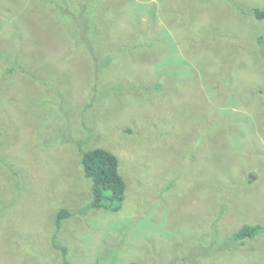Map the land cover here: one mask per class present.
Instances as JSON below:
<instances>
[{
	"label": "rangeland",
	"instance_id": "obj_1",
	"mask_svg": "<svg viewBox=\"0 0 264 264\" xmlns=\"http://www.w3.org/2000/svg\"><path fill=\"white\" fill-rule=\"evenodd\" d=\"M72 1L51 17L44 0H0V264H58L63 250L68 264H264V233L210 243L264 225V102L249 96L264 21L246 14L264 0H102L88 37L112 54L101 70L72 47ZM84 140L118 157V213H79ZM61 208L73 214L56 230Z\"/></svg>",
	"mask_w": 264,
	"mask_h": 264
},
{
	"label": "trees",
	"instance_id": "obj_2",
	"mask_svg": "<svg viewBox=\"0 0 264 264\" xmlns=\"http://www.w3.org/2000/svg\"><path fill=\"white\" fill-rule=\"evenodd\" d=\"M44 1H45V5H44L45 9L49 11L50 13L49 15L51 17L52 15L58 17L54 14L55 12L52 11V9L56 8L57 5L59 6V4H62V6L67 8L68 1L71 0H44ZM218 1L222 2L223 0H218ZM118 2H122V1L118 0ZM230 2H227L226 4L229 5L228 3ZM89 4H91L93 7L96 8L94 11H92L91 14H89V9H88ZM71 5L73 9L71 12L68 11L63 12L64 8L61 9L60 14H64V15L61 16L60 18H69L70 20L73 21V23L76 24L78 23L77 20L83 22V25H81L78 28V30H81L80 33L77 36L72 35L75 39V42L72 45L73 49L78 54L83 50L84 53H86L87 55H89L91 58L95 59L98 62L97 64L98 69L100 68L105 69L108 66L107 62L108 64L110 63V59H108V57L112 56V54H108L104 58V60H101L100 56L94 50L97 49V47H93V45H91L88 42V37L90 36V34L92 35L93 41L96 40L99 31L101 35V31H102L101 27L99 25L97 26L95 21L98 18L97 11L98 9L102 8L103 1L73 0ZM233 6H235V4ZM235 9L238 10V7ZM246 14H248L247 16H250L251 19H255L257 21H260L261 23L264 21V9L262 8L253 7ZM246 14L243 13L241 16L245 17ZM88 20L90 24L89 26L86 25ZM214 30L217 31L215 28ZM254 42H255L254 50L257 53L255 54L256 56H254L255 57L254 59L258 61V64H256L257 66L255 67L257 68V73L261 81L257 83V85L260 86H257L254 89H252L253 91L249 93V96L251 97V99L255 98V99L263 100L264 102V33L256 34L254 36ZM161 88L162 87H160V85L157 84L155 87L152 86L150 88H143V87L136 88L135 92L144 93L150 96L152 93L159 92ZM131 89L134 88L132 87ZM259 95L260 97L257 98ZM40 105L38 104V108H41L43 111L48 110L51 107L53 109V114H54V110L57 111L61 110L60 108H58V106H60L58 102H55L54 100H51L46 97L43 98V101L40 102ZM55 105H57V107H55ZM64 108L65 106L63 107V109ZM57 117L58 116L54 114V117H52L53 119L52 122H48V123H51L52 125L55 124V126L63 127L62 125H58L56 123L55 120ZM36 132H38L36 134L37 136L45 137L44 139H42L43 141L51 137V134H49L50 132H48V130L45 131L44 128H41ZM45 132H48V134ZM58 140H60V137L58 138ZM77 147H78V152L80 154L79 165L81 167L83 178L89 184V191H90V200L87 203V205L80 210L79 213H85L90 210L108 211L112 213L120 212L124 205L127 185L120 172V164L118 157L113 152L108 151L104 148L89 146L88 142L85 140L79 141L77 143ZM0 154H1V150H0ZM72 214L73 213L68 211L66 208L59 209L54 216L55 229L58 230L63 224V222L69 219L72 216ZM263 233H264L263 224L244 225L243 227L238 229L235 233L225 238L222 246H225L226 248L217 246L215 237L212 236V240L210 242L212 244L211 251H218V249L226 250L228 248H235L241 246L247 240L256 239L259 235ZM65 252L66 250H63L62 261L59 262L58 264H68ZM130 264H141V263L131 262Z\"/></svg>",
	"mask_w": 264,
	"mask_h": 264
}]
</instances>
